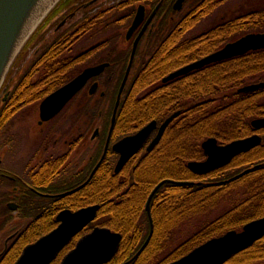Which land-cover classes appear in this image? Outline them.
Listing matches in <instances>:
<instances>
[{
    "label": "trees",
    "instance_id": "trees-1",
    "mask_svg": "<svg viewBox=\"0 0 264 264\" xmlns=\"http://www.w3.org/2000/svg\"><path fill=\"white\" fill-rule=\"evenodd\" d=\"M208 11L179 17L178 25L161 34L156 49L149 53L150 59L137 70L134 67L136 73L124 92L114 129L122 122L126 128L123 134H130L153 120L160 125L176 111L180 115L169 123L153 150L137 154L119 173L113 171L115 157L109 152L88 183L68 196L67 208L76 210L91 204L101 207L97 218L50 264H59L76 241L94 227L122 235L116 255L107 264H166L210 238L238 231L264 215V128L251 125L252 120L264 118V90L237 92L242 86L264 81V49L205 66L165 84L160 82L172 71L218 51L227 42L264 32L262 9L234 16L207 32L185 38ZM253 134L262 138L261 143L238 154L226 167L202 177L187 168L188 162L205 158L201 149L205 139L213 137L226 144ZM246 169L249 171L235 181L218 184ZM162 179L193 184H164L157 189L150 201L151 238L133 258L150 230L146 200ZM73 180L66 179L67 190L75 187ZM55 227L51 224L47 230ZM263 263L264 237L224 264Z\"/></svg>",
    "mask_w": 264,
    "mask_h": 264
},
{
    "label": "flooded vegetation",
    "instance_id": "flooded-vegetation-1",
    "mask_svg": "<svg viewBox=\"0 0 264 264\" xmlns=\"http://www.w3.org/2000/svg\"><path fill=\"white\" fill-rule=\"evenodd\" d=\"M239 1L61 0L56 5L14 62L0 91V264H16L25 247L50 232L51 224L58 225L61 211H75L66 204L76 191L67 192L88 180L108 138L105 156L113 154L115 167L119 156L111 151L112 145L138 131L123 134L122 122L114 126L141 51L151 49L163 31L178 25L179 14H200ZM136 14L144 16L130 32ZM98 66H103L100 73L87 79L57 115L41 120L40 102L85 69ZM156 134L157 129L132 158L146 152ZM67 178L77 180L70 190Z\"/></svg>",
    "mask_w": 264,
    "mask_h": 264
},
{
    "label": "water",
    "instance_id": "water-1",
    "mask_svg": "<svg viewBox=\"0 0 264 264\" xmlns=\"http://www.w3.org/2000/svg\"><path fill=\"white\" fill-rule=\"evenodd\" d=\"M61 0H0V91L5 82L12 66L23 48L41 25L49 13ZM151 16L153 14H150ZM143 14H136L130 32L143 19ZM264 49V33H248L234 41H230L222 46L218 51L201 57L198 60L185 64L184 66L172 71L162 78V83L170 82L188 73L201 69L205 66L215 64L230 58L244 55L250 51ZM135 48L132 50L131 60L126 70L124 79L119 88L116 103L113 110L111 120V129L114 124L117 108L124 89L127 77L130 72L132 58ZM103 66L91 67L85 69L75 79L70 80L64 86L48 95L40 102V118L47 121L57 115L70 99L78 92L86 83L87 79L97 75ZM264 90V81L250 83L237 89L238 93H250L257 90ZM180 115L179 111L174 112L166 118L160 126L157 127L156 121H151L144 127L140 128L136 133L126 136L111 147V151L118 154L119 158L114 167V173H119L124 165L132 158L145 142L150 138L152 132L157 129V134L149 143L146 151L152 150L160 138L163 136L169 123ZM254 129L264 128V118L254 119L251 122ZM262 138L258 134L233 140L226 144H220L213 138L205 139L201 144L204 153V160L190 161L187 168L197 176H206L214 171L220 170L238 156L255 148L261 143ZM109 138L106 141L105 149L102 157L94 167L90 177L96 171L100 161L103 160ZM249 169L244 170L233 178L219 182L224 184L235 181L242 175H245ZM90 177L88 179H90ZM88 181V180H87ZM75 188L67 194L80 189L87 183ZM164 184L190 185L193 182L162 179L150 193L145 211L147 212L150 230L148 237L142 247L136 252L133 258L137 257L144 250L153 232V224L150 216V201L154 193ZM100 205H88L81 207L75 211L65 209L56 216L58 225L47 234L41 236L33 244L25 247L16 264H50L56 256L61 252L77 234H79L89 223L97 218ZM240 230H229L219 237L210 238L201 245L195 247L182 257L166 264H224L233 255L238 254L255 242L264 237V215L260 218L251 220L241 226ZM122 235L112 232L108 228L95 227L89 233L82 235L69 252L63 255L59 264H107L119 249ZM131 258V260L133 259ZM129 260V261H131ZM128 263V262H126Z\"/></svg>",
    "mask_w": 264,
    "mask_h": 264
},
{
    "label": "rangeland",
    "instance_id": "rangeland-1",
    "mask_svg": "<svg viewBox=\"0 0 264 264\" xmlns=\"http://www.w3.org/2000/svg\"><path fill=\"white\" fill-rule=\"evenodd\" d=\"M218 6L219 5H217L213 9L209 10L208 16L204 17L202 20L197 22V24L192 29L187 31L185 38H192L196 35L202 34L205 31L207 32V30L213 28L214 26H216V25H218L224 21L231 20L234 16L245 15V13L247 14V12H249V11L253 12V11L262 10L264 8V0H241L239 2L228 3L226 6H221V7H218ZM230 7H232V8H230ZM233 8H237V10H235V11L238 14H234L235 11L234 12L230 11ZM119 15L120 14H116V16H119ZM182 15H184V14H179V17H181ZM165 32H167V31H163L162 34H164ZM97 38H98V40H101L102 35H100ZM157 43H158V41H156V44L152 45L151 49L149 48V49L141 51L138 64L135 68L136 70H137L138 66H140L144 61L146 62L150 59L149 53L150 52L152 53L156 49ZM12 68H13V66H12ZM136 70L134 71L133 74L136 73ZM11 72H12V69L10 70L8 77L10 76ZM31 108H33V107H31ZM97 152H98V155H100L101 147L98 148ZM94 163H95V160L93 161V164ZM85 170H87V169L85 168L84 171Z\"/></svg>",
    "mask_w": 264,
    "mask_h": 264
}]
</instances>
